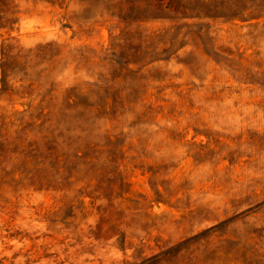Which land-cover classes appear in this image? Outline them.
Here are the masks:
<instances>
[{
  "label": "rangeland",
  "instance_id": "374dc122",
  "mask_svg": "<svg viewBox=\"0 0 264 264\" xmlns=\"http://www.w3.org/2000/svg\"><path fill=\"white\" fill-rule=\"evenodd\" d=\"M0 264H264V0H0Z\"/></svg>",
  "mask_w": 264,
  "mask_h": 264
}]
</instances>
